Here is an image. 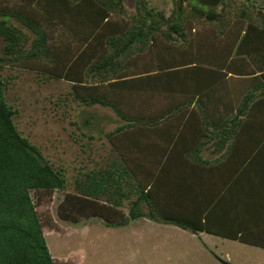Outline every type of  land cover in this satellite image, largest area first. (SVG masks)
Returning <instances> with one entry per match:
<instances>
[{
	"label": "trees",
	"instance_id": "1",
	"mask_svg": "<svg viewBox=\"0 0 264 264\" xmlns=\"http://www.w3.org/2000/svg\"><path fill=\"white\" fill-rule=\"evenodd\" d=\"M174 1L176 8L168 17L153 13L145 0H137L134 12L124 7L123 0L1 4L0 69L25 67L63 79L70 83L73 99L110 107L128 123H169L175 115H196L182 128L175 127L173 135H180L178 143L189 158L201 162L195 155L204 140L215 139V135L206 138V126L225 128L211 122L212 98L235 99L224 106L225 112L239 114L242 120L251 114L264 120V7L250 0L240 7L235 0H222L208 9L194 1ZM22 28L33 34L27 49ZM6 87L7 81L0 77V264H56L31 191L63 188L65 175L19 132L15 110L5 98ZM241 119H235L225 135H236ZM121 129L106 135L119 157H123L117 144ZM148 171L156 169L122 165L87 173L88 180L77 182L76 193L64 194L59 215L67 220L99 216L110 226L147 216L193 233L206 231L264 247L263 241L249 242L243 234H224L207 215L195 221L188 215L166 214L150 187L145 189L154 177ZM123 180H132L139 190L127 214L119 208L127 195ZM106 192L116 197L111 202L100 199Z\"/></svg>",
	"mask_w": 264,
	"mask_h": 264
},
{
	"label": "rangeland",
	"instance_id": "2",
	"mask_svg": "<svg viewBox=\"0 0 264 264\" xmlns=\"http://www.w3.org/2000/svg\"><path fill=\"white\" fill-rule=\"evenodd\" d=\"M145 1L148 9L165 17L172 15L176 8L174 0ZM187 1H194L206 9L215 7L200 0ZM235 1L239 7L244 2ZM250 1L264 7V0ZM1 4L16 6L21 3L20 0H0ZM123 5L128 11L134 12L137 0H123ZM22 31L25 34L24 48L27 49L33 34L25 28ZM3 43L0 38V49ZM0 77L7 81L5 98L15 110L13 120L17 129L38 147L45 160L54 168L62 169L65 175L63 188L48 192L31 191L46 244L56 264H264L263 250L237 247L229 241L221 244L215 239H206V248L199 238L192 239L188 234L177 231L171 244L166 243L162 235L171 236L173 231H161L151 223L153 221H145L148 218L130 219L127 224L113 226L107 225L104 218L99 216L64 219L59 215L58 208L64 194L76 193L77 182L88 180L85 174L108 169V163L115 156L119 157L105 136L107 131L118 125L114 112L111 113L112 108L105 111L84 106L73 99L69 82L49 77L40 70L6 65L0 69ZM231 101L236 102L235 99ZM191 108L194 110L193 106ZM189 116L186 113L183 116L185 121L177 122L180 128L190 122L186 119ZM234 117L239 120L237 115ZM249 117L256 120L254 123L264 122L263 116L259 114ZM244 120L241 119V123ZM227 125H231V122H226ZM234 126L232 124L229 129ZM206 127L209 131L214 129L211 123ZM131 182L124 183L123 180L122 188L124 185L129 192L128 198L120 199L119 208L123 214L124 211L128 212L130 200L138 193L136 187L132 192ZM100 195V199L108 202L116 197V193ZM216 243L218 246L214 248Z\"/></svg>",
	"mask_w": 264,
	"mask_h": 264
},
{
	"label": "crops",
	"instance_id": "3",
	"mask_svg": "<svg viewBox=\"0 0 264 264\" xmlns=\"http://www.w3.org/2000/svg\"><path fill=\"white\" fill-rule=\"evenodd\" d=\"M230 103L226 98L217 97L212 98L209 104L211 122H218L217 126L225 125V128H216L206 133V138L215 135V139L204 140L195 155L202 159L201 162L189 158L186 149L178 143L180 135H173L174 131L171 132L183 117L172 116L170 120L173 125H170L171 122L162 121L133 124L121 119L110 107L99 104L84 106L105 111L111 109V113L114 112L118 125L107 131L105 136L122 127L117 144L123 157L114 155L113 160L108 163V168L126 165L137 169H156L155 172L148 171V174H153L154 177L148 181L145 189L150 187L155 200L166 214L188 215L195 221L199 216L207 215L209 222L224 234H243L247 241L260 240L264 246V139L261 138L264 135V123H254L256 120L249 117L238 126L236 135H225L235 121L234 112H225L224 106ZM237 116L241 117L239 114ZM195 117L196 115L190 120ZM225 121H230L231 125L226 126ZM222 140L224 143L221 145L219 142ZM131 187L134 193L137 184L132 181ZM122 191L127 194L123 197L128 198L129 192L124 185ZM134 197L130 200L131 204L136 200L137 194ZM127 213L124 211V214ZM140 217L148 218L145 221H153L151 223L163 232L173 231L171 236L160 234L166 243L171 244L173 235L179 231L188 234L192 239L199 238L206 248L208 245L205 240L215 239L221 244L229 241L237 247L258 248L264 251L261 246L220 237L206 231L193 233L171 223L147 216ZM217 246L216 243L214 248Z\"/></svg>",
	"mask_w": 264,
	"mask_h": 264
},
{
	"label": "water",
	"instance_id": "4",
	"mask_svg": "<svg viewBox=\"0 0 264 264\" xmlns=\"http://www.w3.org/2000/svg\"><path fill=\"white\" fill-rule=\"evenodd\" d=\"M222 0H203L206 5L217 6ZM228 264V263H225Z\"/></svg>",
	"mask_w": 264,
	"mask_h": 264
}]
</instances>
